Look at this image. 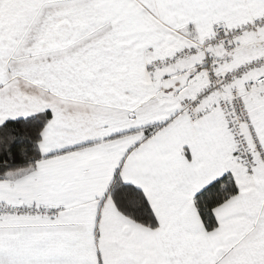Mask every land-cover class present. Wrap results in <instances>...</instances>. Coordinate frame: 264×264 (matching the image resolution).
Instances as JSON below:
<instances>
[{
	"label": "snow or ice",
	"instance_id": "obj_1",
	"mask_svg": "<svg viewBox=\"0 0 264 264\" xmlns=\"http://www.w3.org/2000/svg\"><path fill=\"white\" fill-rule=\"evenodd\" d=\"M0 264H264V0H0Z\"/></svg>",
	"mask_w": 264,
	"mask_h": 264
}]
</instances>
